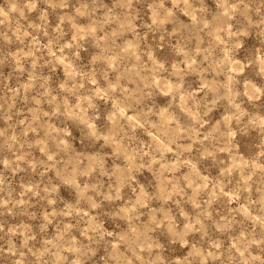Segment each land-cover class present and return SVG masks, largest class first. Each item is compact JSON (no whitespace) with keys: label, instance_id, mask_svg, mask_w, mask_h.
Returning <instances> with one entry per match:
<instances>
[{"label":"clouds","instance_id":"obj_1","mask_svg":"<svg viewBox=\"0 0 264 264\" xmlns=\"http://www.w3.org/2000/svg\"><path fill=\"white\" fill-rule=\"evenodd\" d=\"M0 264H264V0H0Z\"/></svg>","mask_w":264,"mask_h":264}]
</instances>
